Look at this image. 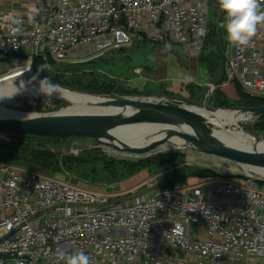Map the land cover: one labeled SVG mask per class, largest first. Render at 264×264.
Instances as JSON below:
<instances>
[{
	"label": "built area",
	"instance_id": "1",
	"mask_svg": "<svg viewBox=\"0 0 264 264\" xmlns=\"http://www.w3.org/2000/svg\"><path fill=\"white\" fill-rule=\"evenodd\" d=\"M215 3L5 0L0 5V85L54 74L36 69L35 60L76 64L81 49L88 59L135 42L200 50ZM260 3L264 6V0ZM29 5L39 10L34 20L28 19ZM16 19L22 21L19 32L13 31ZM198 27L206 34L197 37ZM224 57V83L237 81L249 96L264 97V25L243 50L228 43ZM152 98L188 104L179 97ZM5 136L10 135L0 134ZM242 178H206L186 187L176 181L166 188L153 174L144 192L122 200L0 162V264H63L57 251L79 250L93 264H264V191L249 172Z\"/></svg>",
	"mask_w": 264,
	"mask_h": 264
},
{
	"label": "rangeland",
	"instance_id": "2",
	"mask_svg": "<svg viewBox=\"0 0 264 264\" xmlns=\"http://www.w3.org/2000/svg\"><path fill=\"white\" fill-rule=\"evenodd\" d=\"M210 33L207 39V46L203 51V62L197 60L195 57H190V56H185L187 64L184 65L183 63L182 66L181 64H176V61H179L175 55L168 51H164L161 48H156L153 47V43L150 42H135L132 47L126 48L123 53L127 54L128 56L126 58H121V59H116V60H110V61H100L97 63H91L88 62L89 60L88 56H86V49H81L79 51V58H76L78 62L76 64H68V63H57V67L59 68H66L69 69V71L73 74H64L66 75L61 81L64 82V84L72 85L76 84L75 82V76L80 77L77 72L74 73L75 70H96L99 72H103L104 74H108L111 77H124L127 78L126 76L134 77V68L136 66H150V67H155L159 65V68L161 70V77H166L163 81H157L155 78H152V76L149 72L147 73L148 77V84L149 87L146 88H141L140 92L142 94H150L148 92H151V95H158L162 94V90L165 89H177L180 86V83L184 81V79H181V77H187L191 76L193 77V80L196 82H200L204 85H206L211 79V72L209 71V68L207 67V63H210L211 60H209L207 57L210 56V54H214L215 52L218 51L220 53V50L223 49L225 52L228 46V41L226 39V34L223 31V29L220 28V23L224 20L225 14L217 7L214 5H211L210 8ZM76 54V53H75ZM222 56V53H220ZM84 56V58H83ZM76 57V55H75ZM223 57V56H222ZM177 59V60H176ZM181 62V61H180ZM173 65H176L177 69H173ZM51 75H46L45 77H48ZM179 78V79H178ZM42 79V77L37 78L36 81L32 82L31 79H27L25 81H29L30 83H37L38 80ZM9 84H16V82H11V83H5L0 86L4 85H9ZM224 86V91L226 92V100L229 102V107L228 109H231L229 111L234 110L236 107H239L237 104L238 97L237 95H234V90H232V87H228L225 84ZM164 88V89H161ZM169 89V90H170ZM75 91H78L74 89ZM80 92V91H78ZM86 93V92H84ZM87 94V93H86ZM213 95V94H212ZM104 98H115L118 96H125V95H107V94H102L99 95ZM128 97H135L139 95H126ZM213 95L212 99H214ZM94 97V96H93ZM147 97V96H146ZM49 99L46 96L42 95H29L25 97H15L11 100H6L3 103L0 104L1 107L4 108H13L19 110L20 106H25L24 110L27 112H36V113H41V114H49V113H55L59 110H61L64 107H67L69 103L65 101L64 99H55V98H50L51 103L54 104L55 102H60L59 105L52 106V107H44V103H49L46 100ZM194 101V100H192ZM198 103L199 101H194ZM34 103V104H31ZM202 106H192L196 109H201L204 108L209 111H213L216 108L212 103L210 102H201ZM188 105V104H187ZM191 106V105H188ZM226 108V107H224ZM20 110V111H24ZM239 115H244L249 117L250 119L247 122H238V124L233 123V121H225L223 120L220 116V118H217L215 121L209 120L206 122L208 127H210L213 130L217 131H223L226 129H237V130H244L250 133L251 135H255L258 132L264 133V130L259 131L258 124L263 123V119L260 117H254L253 114L251 113H238L237 116ZM34 137V136H33ZM2 140L11 142L13 141V137L10 136H5V137H0ZM43 137H36L31 139L32 142H36V145L40 148L43 149H48L54 152L55 154H58L60 158V166L58 168L51 169V170H40L36 166L29 164V163H19L17 164L18 167H23L26 169L30 170H36L37 172L51 176L53 178H60L64 179L67 181H71L74 185L80 186L83 188H89L92 186L96 190H101V191H106L110 195L116 196L119 199H127L126 196L132 195L133 192H137L138 194H141L146 190V180L150 176L149 174L145 172H140L138 174H135L130 177L124 178L123 176L115 175V177L110 178L107 173L100 169V168H91L89 165H82V166H77L76 169L70 170L66 168L62 162V158L66 156H75V157H81V155L84 152H91V151H100L104 152L108 156H113V157H118L122 160H139V159H144L148 158L151 155H154L159 152H165V151H174L177 148H180L178 146L170 145L167 141L156 145L154 148H152L150 151L144 152V153H136V154H131L128 156V154L124 153H113L112 150H109L107 147L104 145H107L104 142H99V141H92L91 139L93 138H82L81 137H70L68 139H60V140H51L47 139H41ZM47 139V140H46ZM17 140V139H16ZM21 140V139H18ZM38 142H47L44 144H39ZM103 144V145H102ZM170 145L168 149H159V147L164 146V145ZM175 144V143H173ZM179 145V144H176ZM110 146V145H109ZM155 149V150H154ZM154 150V151H153ZM188 152V158L186 159V164L191 167V166H202V167H211L213 165L217 164H222L220 158H216L214 156H206L201 153H197L193 151L191 148L186 147L185 149ZM226 164V163H224ZM240 166V165H239ZM223 168V167H222ZM240 168L243 170V175H248V171L241 167ZM154 174H158L161 177H164L165 175H168L169 173H172L171 170H160L153 172ZM251 175L254 176L255 179L261 180L259 184L261 185L263 191H264V178L259 176L256 173L249 172ZM206 178H199L196 176H189L187 177L184 182H180V184L183 187L186 186H192L196 185L200 181L204 180ZM236 181L242 182L244 179L242 177L238 178H232ZM83 182H87L86 184H83Z\"/></svg>",
	"mask_w": 264,
	"mask_h": 264
},
{
	"label": "water",
	"instance_id": "3",
	"mask_svg": "<svg viewBox=\"0 0 264 264\" xmlns=\"http://www.w3.org/2000/svg\"><path fill=\"white\" fill-rule=\"evenodd\" d=\"M215 7L219 8L218 0H216ZM155 46L173 53L184 65L187 64L184 54L178 49L160 44H155ZM220 53H222L221 50ZM115 58L116 56L114 55L103 54L90 59L89 62L97 63ZM226 71V60L225 57H222V73L215 83L217 88L224 84ZM58 85L74 91L72 86L61 83ZM148 98L146 96L105 98V104L107 105H130L139 110L134 115L128 117L111 113H49L30 117H0V134L36 137H81L93 138L99 142H103L102 140L104 138L110 137L111 130L130 122L169 123L187 129V132L175 131V133L184 138L190 144L188 147L195 151L232 160L243 168L244 163L264 166V152L258 150H242L219 143L209 132L208 125L201 119L197 112L184 106L149 100ZM185 100L190 105L202 106L200 102L196 103L190 99ZM218 109L231 110L228 108ZM234 110L263 115L264 105L252 107L242 106L236 107ZM172 134V132H169V135L163 139L153 141L145 146L123 145L122 147H118V149L126 152L144 153L150 151L156 145L167 141ZM254 136L259 140L260 137L264 138V133L258 132Z\"/></svg>",
	"mask_w": 264,
	"mask_h": 264
},
{
	"label": "trees",
	"instance_id": "4",
	"mask_svg": "<svg viewBox=\"0 0 264 264\" xmlns=\"http://www.w3.org/2000/svg\"><path fill=\"white\" fill-rule=\"evenodd\" d=\"M208 39V38H207ZM207 43V41H206ZM207 44H205L204 49L206 48ZM222 56L224 57V51L221 49ZM222 56L220 53L215 52L214 54H210L209 57H207L209 60H211L210 64L214 65L215 69L221 74L222 71ZM202 59H204L202 57ZM57 63L52 59L49 58L47 61H43L42 59H36L35 60V67L38 70H46L47 68L52 69L56 73L51 74V76H48L52 82L56 84H64L62 79L66 76L64 75L66 71H69V69L66 68H59L57 67ZM64 72V73H58V72ZM43 79V77H42ZM75 83L69 86H72L74 89L80 91V92H86L87 94H93V95H139L135 92L128 91L124 89L121 85L118 83L111 81H108L103 76H98L94 73H86L81 75L80 77L75 76ZM68 85V84H66ZM238 101L237 104L239 107L246 106V107H252V106H259L264 105V97H251L247 93L244 92L243 87L241 84L237 81H235ZM214 99L210 100L212 105H214L216 108H229L231 105H229V102L226 100L223 92L217 91L214 94ZM195 101V100H194ZM201 101V99L196 100ZM44 103V107H52L59 105L60 102H55L53 105L50 103ZM201 103V102H200ZM34 104V103H31ZM25 106H20L19 110H24ZM26 111V110H24ZM260 118L263 119V123H259V131L264 130V114L260 115ZM13 137V141L8 142L5 140H2L0 138V162H7V163H13V164H19V163H29L40 170H51L55 168H58L60 166V158L58 154H55L51 150L40 148L36 145V142H32L31 139L35 138V136H27V135H11ZM48 140H60V139H68L69 137H46ZM17 139V140H16ZM21 139V140H18ZM41 139H45L40 138ZM46 139V140H47ZM82 139V138H80ZM149 139V138H148ZM145 139L144 141L148 140ZM95 142V139H91ZM97 141V140H96ZM168 142V141H167ZM39 144H44L47 142H38ZM171 146H178L180 148H177L174 151H165V152H159L154 155H151L148 158L139 159V160H122L118 157L108 156L104 152L100 151H87L84 152L81 157H75V156H66L62 158V162L64 166L70 170L76 169L78 166L82 165H89L91 168H100L104 170L107 175L110 178L115 177V175L123 176L124 178L133 176L135 174H138L140 172H145L149 175H153V172L156 171H162V170H171L172 173H169L168 175H165L162 177L165 187L170 188L172 187L173 183L176 181L184 182V180L189 176H196L199 178H238L243 177V170L240 168V166L229 159L218 157L216 155L201 153L198 151H195L197 153H201L208 156H214L216 158H220L222 164H217L216 166L213 165L211 167H202V166H191L189 167L186 164V159L188 158V152L185 150L186 146L183 145H176L172 142H168ZM103 145V144H102ZM170 145H164L159 147V149H168ZM109 150H112V152L117 153H124L128 154L130 156L131 152H126L122 150H117L111 146H107ZM155 150V149H154ZM153 150V151H154ZM114 153V154H115ZM133 154V152L131 153ZM136 154V153H134ZM226 163V164H224ZM223 167V168H222ZM118 175V176H119ZM87 182H83V184H86ZM92 187V186H90Z\"/></svg>",
	"mask_w": 264,
	"mask_h": 264
},
{
	"label": "bare ground",
	"instance_id": "5",
	"mask_svg": "<svg viewBox=\"0 0 264 264\" xmlns=\"http://www.w3.org/2000/svg\"><path fill=\"white\" fill-rule=\"evenodd\" d=\"M19 83V80L15 81ZM15 84H9L0 86V93L11 94L15 91ZM22 95H35L31 92ZM16 95L15 97L22 96ZM44 96V95H42ZM94 96V97H93ZM14 97V98H15ZM51 98L64 99L69 103L67 107L55 113H111L120 114L124 117L134 115L139 110L130 105L118 106V105H107L105 104V98L102 96H96L92 94H86L84 92H78L73 90H68L66 88L60 87L59 94H53ZM149 100H162L161 98H148ZM147 99V100H148ZM1 104V103H0ZM190 105V104H188ZM184 106L197 112L203 121L208 122L209 120L215 121L218 116H220L225 121H233V123L238 124V122H247L250 118L244 115L237 116L238 113H250L242 112L240 110H222L217 109L212 112L204 108L196 109L194 107ZM201 107V106H198ZM228 112V113H227ZM41 113L20 111L13 108H4L0 106V117H30L39 115ZM252 114V113H251ZM254 115V114H253ZM209 132L214 136V138L221 144L228 147L249 150V151H262L264 152V138L260 137L259 140L251 135L247 131L237 130V129H226L223 131H215L208 127ZM177 132H187V129H183L178 125H173L169 123H156V122H138V123H127L119 126L110 131V137L104 138L102 141L111 147L118 149L123 145L141 147L152 143L153 141H158L163 139L165 136L169 135V132L173 134L169 136L168 142L183 145L188 147L190 145L186 140L180 137ZM149 138V139H148ZM145 139H148L144 141ZM117 146V147H115ZM123 151V150H122ZM244 168L248 172L256 173L262 178H264V166L252 165L244 163Z\"/></svg>",
	"mask_w": 264,
	"mask_h": 264
},
{
	"label": "clouds",
	"instance_id": "6",
	"mask_svg": "<svg viewBox=\"0 0 264 264\" xmlns=\"http://www.w3.org/2000/svg\"><path fill=\"white\" fill-rule=\"evenodd\" d=\"M218 5L219 9L225 14L224 20L219 26L225 32L228 43L237 47L239 50H243L256 36L258 27L264 25V6L261 5L260 0H218ZM28 9V19L34 20L39 10L35 5H29ZM14 23L17 27L13 31H21L19 25L22 21L16 19ZM205 34L206 28L204 27H198L195 30L197 37ZM28 71H30V68ZM36 80L37 77L35 76L31 78V81ZM184 82L193 83V77L190 75L185 77ZM14 88L15 91L11 94L0 93V103L11 100L16 95H22L28 92L36 95H44L49 98L46 101L51 103L50 98L53 94H59L60 85L52 82L49 77H45L38 80L37 83H30L29 81L21 79L19 83L14 85ZM56 256L58 262L63 261V264H93L91 257L83 250L71 254L57 251Z\"/></svg>",
	"mask_w": 264,
	"mask_h": 264
},
{
	"label": "crops",
	"instance_id": "7",
	"mask_svg": "<svg viewBox=\"0 0 264 264\" xmlns=\"http://www.w3.org/2000/svg\"><path fill=\"white\" fill-rule=\"evenodd\" d=\"M77 1V0H75ZM5 4V0H0V5L3 6ZM153 47L159 48L157 46H155V44H153ZM126 49V48H125ZM121 50V51H109L106 54H110V55H114L116 56L115 59H111V60H116V59H121L126 58L128 55L124 54L123 51L125 50ZM162 49V48H161ZM177 49L179 51H181L184 56H190V57H195L197 60H199L200 62H203V51L204 48L200 49V50H194L191 49V47L189 48H184L181 46H177ZM164 50V49H163ZM165 52L167 50H164ZM169 52V51H168ZM171 53V52H170ZM173 54V53H172ZM174 55V54H173ZM176 56V55H175ZM176 58L179 61H176V64H181L183 63L177 56ZM176 59V60H177ZM90 60V59H89ZM89 60H87L89 62ZM110 61V60H107ZM181 61V62H180ZM182 66V64H181ZM207 67L209 68V71L211 72V76L212 79L206 84H202L200 82H196L194 81L193 83H185L184 81L180 83V86L177 89H165L162 90V94H160V96H167V97H179L182 99H190V100H199L201 99L200 102H210V100H212V96L217 92V91H221L223 92L224 96H226V92L224 91V85H222L221 87L217 88L215 83L217 82V80L219 79V77L221 76V74L217 71V69H215L214 65H211L210 63H207ZM138 68H142L143 71L139 74L137 73V69ZM173 69H177L176 65H173L172 67ZM75 72H79V75H83L86 73H94L98 76H103L106 79H108V81H113L115 83H118L119 85H121L124 89L128 90V91H132L135 92L136 94H139V96H147V97H157L158 95H151V92H148L150 94H142V92H140L141 88H148L149 84H148V80H147V73L149 72L152 76V78H155L157 81H163L164 79H166V77H161V70L158 66L155 67H150V66H136L133 70L134 72V77H130V76H126L127 78H120V77H111L108 74H104L103 72H99L96 70H75ZM222 73V71H221ZM179 79V78H178ZM181 79H185L184 77H181ZM226 86H230L232 87V90H234V95H237V91H236V86H235V82H232L230 84H226L224 83ZM164 89V88H161ZM213 94V95H212ZM235 95V96H236ZM238 97V96H237ZM227 98V97H226Z\"/></svg>",
	"mask_w": 264,
	"mask_h": 264
},
{
	"label": "flooded vegetation",
	"instance_id": "8",
	"mask_svg": "<svg viewBox=\"0 0 264 264\" xmlns=\"http://www.w3.org/2000/svg\"><path fill=\"white\" fill-rule=\"evenodd\" d=\"M25 96H29V95H22V97H25ZM228 113V112H227ZM218 118H220V117H218Z\"/></svg>",
	"mask_w": 264,
	"mask_h": 264
}]
</instances>
